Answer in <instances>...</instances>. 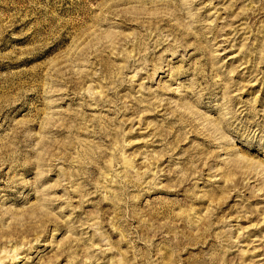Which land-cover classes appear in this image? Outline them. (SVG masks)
I'll use <instances>...</instances> for the list:
<instances>
[{"label":"rangeland","instance_id":"rangeland-1","mask_svg":"<svg viewBox=\"0 0 264 264\" xmlns=\"http://www.w3.org/2000/svg\"><path fill=\"white\" fill-rule=\"evenodd\" d=\"M0 264H264V0H0Z\"/></svg>","mask_w":264,"mask_h":264}]
</instances>
